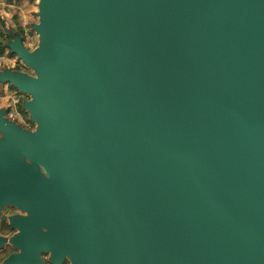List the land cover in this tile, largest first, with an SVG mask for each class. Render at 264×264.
<instances>
[{
	"label": "water",
	"instance_id": "water-1",
	"mask_svg": "<svg viewBox=\"0 0 264 264\" xmlns=\"http://www.w3.org/2000/svg\"><path fill=\"white\" fill-rule=\"evenodd\" d=\"M34 129L0 109L1 264H264V0H37Z\"/></svg>",
	"mask_w": 264,
	"mask_h": 264
},
{
	"label": "crops",
	"instance_id": "crops-1",
	"mask_svg": "<svg viewBox=\"0 0 264 264\" xmlns=\"http://www.w3.org/2000/svg\"><path fill=\"white\" fill-rule=\"evenodd\" d=\"M0 66H7L11 70L21 67V63L15 56H11L9 51L4 47V43L15 35L23 39L24 45L29 48L24 38L30 35L31 26L37 23V7L33 5L34 0H0ZM37 5V3H36ZM3 48V49H2ZM30 49V48H29ZM8 85L0 84V106H7L9 93ZM0 107V109H2Z\"/></svg>",
	"mask_w": 264,
	"mask_h": 264
},
{
	"label": "rangeland",
	"instance_id": "rangeland-1",
	"mask_svg": "<svg viewBox=\"0 0 264 264\" xmlns=\"http://www.w3.org/2000/svg\"><path fill=\"white\" fill-rule=\"evenodd\" d=\"M37 0L33 1V5L36 6ZM31 30V29H30ZM26 45L31 49L34 50L37 46V36L35 33L31 30L30 35L26 36L24 38ZM7 66L3 67L0 66V70L5 69ZM22 70L24 72L30 73L29 69L25 68L23 65H21ZM5 85V84H4ZM8 85V84H6ZM9 86V85H8ZM7 93H9L10 98H8V102L6 103L7 106H0L1 108L7 109L9 112H11L12 117L9 116V112L7 114L8 118L10 120H14L15 122L19 123V125L27 130L34 129V125L30 123L29 116L27 113L23 112L21 109L22 103L28 99L26 95L19 94L16 90L11 88L7 89ZM1 105V104H0ZM19 212L16 209H7L4 211V213L0 216V235L5 236H11L12 232L10 230H7L6 226L4 225L5 216L18 214ZM13 253V250L10 246H7L5 249L0 250V264L1 262L9 255ZM44 261H46V264L48 263V256H43ZM69 264V263H65Z\"/></svg>",
	"mask_w": 264,
	"mask_h": 264
},
{
	"label": "flooded vegetation",
	"instance_id": "flooded-vegetation-1",
	"mask_svg": "<svg viewBox=\"0 0 264 264\" xmlns=\"http://www.w3.org/2000/svg\"><path fill=\"white\" fill-rule=\"evenodd\" d=\"M11 121H14V120H11ZM15 122V121H14ZM16 124L19 125V123L15 122ZM20 126V125H19ZM7 209H15V208H11V207H4L0 213V216L4 213V211H6ZM17 210V209H16ZM18 211V210H17ZM19 212V211H18ZM21 213L19 212L18 214H14V215H20ZM14 215H9V216H5V221H4V225L6 226L7 230H10L12 232V235L14 234V231L9 227V217L10 216H14ZM11 235V236H12ZM2 237H5V238H10L11 236H5V235H0ZM7 246H9V244H5L4 248L5 249ZM2 249V250H3Z\"/></svg>",
	"mask_w": 264,
	"mask_h": 264
},
{
	"label": "built area",
	"instance_id": "built-area-1",
	"mask_svg": "<svg viewBox=\"0 0 264 264\" xmlns=\"http://www.w3.org/2000/svg\"><path fill=\"white\" fill-rule=\"evenodd\" d=\"M0 6H1V1H0ZM9 116H10V117H12V114H11V112H9Z\"/></svg>",
	"mask_w": 264,
	"mask_h": 264
},
{
	"label": "trees",
	"instance_id": "trees-1",
	"mask_svg": "<svg viewBox=\"0 0 264 264\" xmlns=\"http://www.w3.org/2000/svg\"><path fill=\"white\" fill-rule=\"evenodd\" d=\"M3 49V48H2ZM11 55V54H10ZM11 56H14V55H11ZM16 70H21L20 68H16Z\"/></svg>",
	"mask_w": 264,
	"mask_h": 264
}]
</instances>
